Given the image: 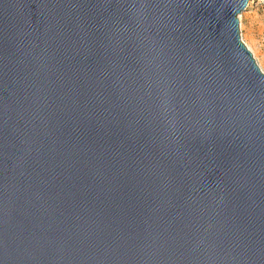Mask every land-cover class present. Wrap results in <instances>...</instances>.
I'll use <instances>...</instances> for the list:
<instances>
[{"label":"water","instance_id":"1","mask_svg":"<svg viewBox=\"0 0 264 264\" xmlns=\"http://www.w3.org/2000/svg\"><path fill=\"white\" fill-rule=\"evenodd\" d=\"M247 1L0 0V264H264Z\"/></svg>","mask_w":264,"mask_h":264},{"label":"rangeland","instance_id":"2","mask_svg":"<svg viewBox=\"0 0 264 264\" xmlns=\"http://www.w3.org/2000/svg\"><path fill=\"white\" fill-rule=\"evenodd\" d=\"M238 13L240 36L264 70V0H248Z\"/></svg>","mask_w":264,"mask_h":264}]
</instances>
